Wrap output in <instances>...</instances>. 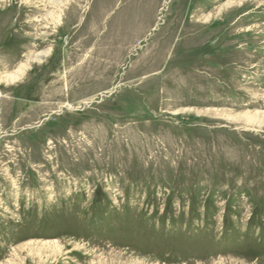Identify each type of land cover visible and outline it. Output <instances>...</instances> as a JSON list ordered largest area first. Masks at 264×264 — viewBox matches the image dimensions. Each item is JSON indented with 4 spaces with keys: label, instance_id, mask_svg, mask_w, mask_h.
<instances>
[{
    "label": "rangeland",
    "instance_id": "1",
    "mask_svg": "<svg viewBox=\"0 0 264 264\" xmlns=\"http://www.w3.org/2000/svg\"><path fill=\"white\" fill-rule=\"evenodd\" d=\"M228 1L0 0V264H264V0Z\"/></svg>",
    "mask_w": 264,
    "mask_h": 264
},
{
    "label": "bare ground",
    "instance_id": "2",
    "mask_svg": "<svg viewBox=\"0 0 264 264\" xmlns=\"http://www.w3.org/2000/svg\"><path fill=\"white\" fill-rule=\"evenodd\" d=\"M152 2V1H151ZM241 3V0H229L228 2L225 3L224 7H222V9H224L225 7L229 6V5H233V3ZM55 3H59L58 1H56ZM47 4V3H46ZM45 8V7H44ZM221 9V8H220ZM219 11V10H218ZM221 11V10H220ZM61 14V13H60ZM58 16V15H57ZM58 18V17H57ZM210 18V17H208ZM27 66V65H26ZM26 70V69H25ZM23 73V68L21 67L20 69L18 68V70L16 71V73L7 75L5 78L7 79V81H15L16 79H18L21 74ZM5 79V80H6ZM248 121H253L248 119Z\"/></svg>",
    "mask_w": 264,
    "mask_h": 264
}]
</instances>
